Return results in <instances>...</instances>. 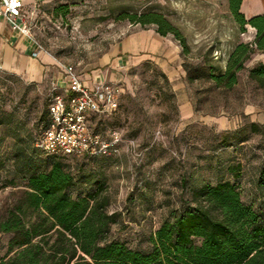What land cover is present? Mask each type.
Segmentation results:
<instances>
[{
    "label": "rangeland",
    "instance_id": "rangeland-1",
    "mask_svg": "<svg viewBox=\"0 0 264 264\" xmlns=\"http://www.w3.org/2000/svg\"><path fill=\"white\" fill-rule=\"evenodd\" d=\"M26 8L31 35L61 66L71 64L80 74L107 67L102 55L141 27L119 14L160 12L185 38L184 49L167 34L179 46L184 75L166 79L151 60L122 67L111 77L122 86L118 107L90 120L103 136L120 130L119 152L51 156L34 146L47 119V86L0 69V217L27 188L25 169L47 170L56 159L75 173L72 196L104 185L107 210L116 213L108 238L131 248L149 250L158 227L186 208L204 183L235 182L242 201L264 215L257 184L264 169V89L247 77L257 55L231 89L216 88L208 77L211 66L224 68L235 43L252 36L249 27L241 31L227 0H39ZM10 236L0 232V258Z\"/></svg>",
    "mask_w": 264,
    "mask_h": 264
},
{
    "label": "trees",
    "instance_id": "trees-1",
    "mask_svg": "<svg viewBox=\"0 0 264 264\" xmlns=\"http://www.w3.org/2000/svg\"><path fill=\"white\" fill-rule=\"evenodd\" d=\"M227 1L241 31L250 25L256 32L251 40L235 43L223 69L210 67L208 77L219 89L234 87L252 55L264 52V12L246 18L240 9L243 0ZM118 17L141 27L153 24L158 33H172L186 47L179 29L160 12H122ZM247 77L264 89V61L249 66ZM47 123L48 108L41 130ZM25 172L27 188L0 217V232L11 234L0 264H264V215L242 201L230 180L194 190L192 202L158 227L151 248L144 251L108 238L116 213L107 210L111 199L102 183L92 192L72 196L68 188L76 176L61 159L47 170ZM257 184L264 190V169Z\"/></svg>",
    "mask_w": 264,
    "mask_h": 264
},
{
    "label": "crops",
    "instance_id": "crops-1",
    "mask_svg": "<svg viewBox=\"0 0 264 264\" xmlns=\"http://www.w3.org/2000/svg\"><path fill=\"white\" fill-rule=\"evenodd\" d=\"M39 0H23V16L27 19L26 5ZM246 18L264 12V0H243L240 7ZM251 30V39L255 28ZM250 39V40H251ZM36 39L18 29H13L10 23L0 14V69L19 75L30 82L47 86L55 81L61 87L65 86L64 66L56 57L44 50L38 49ZM179 46L169 35H161L153 24L135 28L121 37L107 52L102 55V66L79 73L82 80L89 86L99 81H114L122 67L151 60L161 67L170 80H178L183 75L180 63ZM256 61H264V52H257ZM255 62V61H254ZM178 82V81H177Z\"/></svg>",
    "mask_w": 264,
    "mask_h": 264
},
{
    "label": "built area",
    "instance_id": "built-area-1",
    "mask_svg": "<svg viewBox=\"0 0 264 264\" xmlns=\"http://www.w3.org/2000/svg\"><path fill=\"white\" fill-rule=\"evenodd\" d=\"M23 0H0V14L13 29L32 36L23 16ZM38 49H43L36 40ZM65 86L50 84L47 93L48 123L37 135L34 145L44 154L109 155L117 154L123 141L118 128H110L107 136L93 131V115L111 113L119 105L122 86L115 81H99L89 86L73 65H64ZM133 144V140H129Z\"/></svg>",
    "mask_w": 264,
    "mask_h": 264
}]
</instances>
